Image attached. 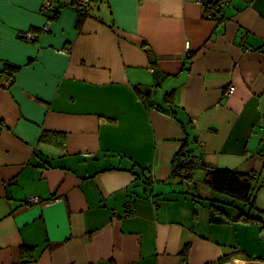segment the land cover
Masks as SVG:
<instances>
[{
	"label": "crops",
	"instance_id": "crops-1",
	"mask_svg": "<svg viewBox=\"0 0 264 264\" xmlns=\"http://www.w3.org/2000/svg\"><path fill=\"white\" fill-rule=\"evenodd\" d=\"M41 3L0 0V264L256 260L240 240L253 226L209 220L206 198L224 196L204 179L253 173L264 208V0L214 17L199 0H90L79 22L52 0L46 30ZM168 91L190 122L189 178L171 176L184 132L154 107Z\"/></svg>",
	"mask_w": 264,
	"mask_h": 264
},
{
	"label": "trees",
	"instance_id": "trees-1",
	"mask_svg": "<svg viewBox=\"0 0 264 264\" xmlns=\"http://www.w3.org/2000/svg\"><path fill=\"white\" fill-rule=\"evenodd\" d=\"M90 0H72L77 12V22L81 20L84 13L88 11ZM207 0L206 4L208 3ZM57 9H53L46 15L48 19H53L56 16ZM9 70H14L16 65H8ZM12 71H8L7 75L11 79ZM165 105L154 104V107L159 111L175 118L184 132V138L179 149L171 157V176L177 178H189V175H184L181 171L188 167L196 166L191 155L192 148L188 146V138L190 131L188 119L184 115H178L177 109L173 104V92L168 91L164 94ZM204 182L214 191L222 194L223 198H206L209 209V220L213 223H228L239 221L243 224L256 223L260 230H264V208L257 206L255 202V192L260 184L254 180V177L249 173L240 172L229 168H211L207 169ZM227 207L233 208L235 213L229 214ZM237 249L231 250L218 258L217 262L222 263L229 259L230 255L237 253ZM245 257V256H244Z\"/></svg>",
	"mask_w": 264,
	"mask_h": 264
},
{
	"label": "built area",
	"instance_id": "built-area-1",
	"mask_svg": "<svg viewBox=\"0 0 264 264\" xmlns=\"http://www.w3.org/2000/svg\"><path fill=\"white\" fill-rule=\"evenodd\" d=\"M87 1V0H84ZM201 4H204V9H203V15L206 17H214L215 15L221 16L223 11V6L227 4L228 0H213L210 5L206 4L207 0H199ZM52 0H42L41 3V8L43 9L44 13L47 15L51 10H52ZM47 17V16H46ZM49 25V19L46 18V21L42 25L41 29L46 30ZM18 36L26 38V39H33L37 36V32L33 30H19L18 31ZM1 82L4 84H8L10 82L9 78H2ZM234 86L230 85L226 88L225 94H229L233 91ZM261 128H262V142H264V118H262L261 122ZM191 159H194L193 157H190ZM198 162V161H197ZM211 169V168H207ZM182 174L184 175H190L192 173V168H184L181 171ZM254 176L255 174H251ZM41 199L37 195H29L27 198L24 200V203H36L40 202ZM250 264H264V260H253L249 262Z\"/></svg>",
	"mask_w": 264,
	"mask_h": 264
},
{
	"label": "rangeland",
	"instance_id": "rangeland-1",
	"mask_svg": "<svg viewBox=\"0 0 264 264\" xmlns=\"http://www.w3.org/2000/svg\"><path fill=\"white\" fill-rule=\"evenodd\" d=\"M191 192L196 195L195 198L197 200L203 201V200H201L202 198L197 196L198 195L197 190H194L191 187ZM204 204L206 205L207 203H204ZM227 211L229 214L235 213L234 209L230 208V207H227ZM249 225L253 226V227H250L249 229L244 231V233H242V234L240 233V240L242 242L248 241V240L251 241L250 246L254 250L255 254L251 255L250 257L256 258V260L264 259V230H260L259 225L256 223H251ZM251 228H253V230ZM236 245H237V243L232 244L231 245L232 249H233V247H236ZM237 253H239V252H237ZM237 255H239V254H237ZM241 256H243V255L241 254ZM247 264H250V263H247Z\"/></svg>",
	"mask_w": 264,
	"mask_h": 264
},
{
	"label": "bare ground",
	"instance_id": "bare-ground-1",
	"mask_svg": "<svg viewBox=\"0 0 264 264\" xmlns=\"http://www.w3.org/2000/svg\"><path fill=\"white\" fill-rule=\"evenodd\" d=\"M236 263V262H235ZM240 264H242V263H240Z\"/></svg>",
	"mask_w": 264,
	"mask_h": 264
}]
</instances>
